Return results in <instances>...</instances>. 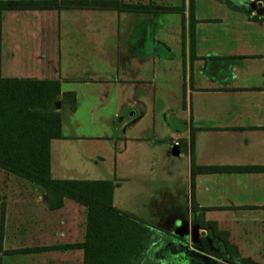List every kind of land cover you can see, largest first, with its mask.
Masks as SVG:
<instances>
[{
  "label": "crops",
  "instance_id": "1",
  "mask_svg": "<svg viewBox=\"0 0 264 264\" xmlns=\"http://www.w3.org/2000/svg\"><path fill=\"white\" fill-rule=\"evenodd\" d=\"M60 1L0 18V77L58 86L50 177L111 180L134 225L214 259L192 247L196 224L211 251L233 255L218 232L264 264V170H200L264 166V0ZM86 224V205L52 207L43 186L0 167V264H85Z\"/></svg>",
  "mask_w": 264,
  "mask_h": 264
},
{
  "label": "trees",
  "instance_id": "2",
  "mask_svg": "<svg viewBox=\"0 0 264 264\" xmlns=\"http://www.w3.org/2000/svg\"><path fill=\"white\" fill-rule=\"evenodd\" d=\"M57 1H0V18L3 8H42L52 6ZM60 2L62 6L70 8L123 6L117 0ZM41 84L39 81L0 77V120L4 121L0 124V167L43 186L52 207L60 206L63 197L87 206L86 236L81 243L85 249V264H158L151 257V249L158 243V236L154 235L148 224L141 221L136 226L134 221L138 219L113 207V181L50 177L49 144L50 140L60 137V115L53 108L58 86L53 81L47 82L45 89L50 91L48 95L42 93ZM71 106L74 107L73 101ZM256 168L264 170V166H206L200 170L209 172ZM216 234L222 235L228 249H233L234 264H261L250 258L240 257L236 248L229 245L222 233ZM171 239L169 237L161 241Z\"/></svg>",
  "mask_w": 264,
  "mask_h": 264
},
{
  "label": "flooded vegetation",
  "instance_id": "3",
  "mask_svg": "<svg viewBox=\"0 0 264 264\" xmlns=\"http://www.w3.org/2000/svg\"><path fill=\"white\" fill-rule=\"evenodd\" d=\"M190 238H191V234H190ZM171 240H176V242H177L175 244V246H171V248H168L165 245L170 240L169 241H166V240L162 241V244L164 245V248H163L164 250L175 249L176 251H179V250H185L186 249L184 247V246H186L185 244L187 243L186 239L175 235L174 238H172ZM191 245L195 249L202 250V251L206 252L207 254H209L210 256H212L214 258L213 260L218 262L219 264H234V262L231 261L232 256L229 253L228 254L227 253L222 254V253H217V252L211 251L210 249L207 248L206 243L204 241H202V239H200L199 236H198L197 242H195V243L192 242ZM189 251H191V250H189ZM177 253H179V252L174 251L175 255H177ZM186 260H187V258L185 255H183L182 260H180V257H177L176 264H187Z\"/></svg>",
  "mask_w": 264,
  "mask_h": 264
},
{
  "label": "rangeland",
  "instance_id": "4",
  "mask_svg": "<svg viewBox=\"0 0 264 264\" xmlns=\"http://www.w3.org/2000/svg\"><path fill=\"white\" fill-rule=\"evenodd\" d=\"M84 154H86V153H84ZM157 232H158V234H156V235L158 237H161V240L168 238L167 237L168 235L164 231L158 230ZM153 247L151 249V257H154V254H155V252H153L154 251ZM174 251L179 252V253H177V255H175L173 253ZM183 255H185L187 258V260H186L187 264H219L218 262L214 261L213 259L207 258L206 256H203V255L198 254L196 252L189 251L187 249L179 250V251H176L175 249H167V250H164V252H162V254H160V255L157 254L156 256H158V257H156V258L157 259L160 258L162 260L163 264H176L177 257H180V260H182Z\"/></svg>",
  "mask_w": 264,
  "mask_h": 264
},
{
  "label": "water",
  "instance_id": "5",
  "mask_svg": "<svg viewBox=\"0 0 264 264\" xmlns=\"http://www.w3.org/2000/svg\"><path fill=\"white\" fill-rule=\"evenodd\" d=\"M260 4H261L260 2H258V3H252L251 6L253 8H257V7H260L261 6ZM55 106L57 107V103H55ZM199 234L202 235L203 233L202 232L201 233L198 232V225H196V224L192 225V227H191V238H190V240L193 243L197 242Z\"/></svg>",
  "mask_w": 264,
  "mask_h": 264
},
{
  "label": "built area",
  "instance_id": "6",
  "mask_svg": "<svg viewBox=\"0 0 264 264\" xmlns=\"http://www.w3.org/2000/svg\"><path fill=\"white\" fill-rule=\"evenodd\" d=\"M172 144H174V145H178V141L173 140V141H172Z\"/></svg>",
  "mask_w": 264,
  "mask_h": 264
}]
</instances>
